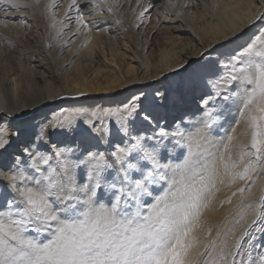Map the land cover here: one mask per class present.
<instances>
[{
  "label": "bare ground",
  "instance_id": "6f19581e",
  "mask_svg": "<svg viewBox=\"0 0 264 264\" xmlns=\"http://www.w3.org/2000/svg\"><path fill=\"white\" fill-rule=\"evenodd\" d=\"M206 1L202 4L204 14L196 19L187 16L188 13L178 5L159 19L150 18L148 13L141 19H137L139 14L132 18L134 27L146 26L147 21L152 20L156 22L148 27L151 33L156 29L162 32L174 30V36L168 37L165 44L169 47L159 52L154 63L129 65L124 75H120L114 53L106 60L98 59L93 49L90 50V39L98 31L117 32L108 26L106 17L92 1L77 0L78 4L90 9L88 14L86 7H82L80 13L89 22L88 27L77 31L73 11L71 30L66 27L59 36L56 32L60 21L64 20L69 0L63 3L67 5L62 6L55 19L56 27L50 26L53 12L42 11L41 17L45 19L52 40V51H49L42 39L32 42L29 47L23 44L26 27L36 28L39 22L24 7L15 9L8 17L4 10L12 7L0 0L2 32L14 33V43L24 45L26 53L23 58L0 65V142L8 141L6 147L0 149V211H7L14 197L19 201L18 195L8 186L7 176L13 174L17 158L27 156L26 148L33 155L42 153L51 157L49 165H40L44 174L53 171L72 192H76V196L79 194L77 201L58 202L57 207L63 209L71 203L78 212L84 210L83 202L88 199L86 186L95 163L90 159L91 154L103 155L104 160L112 164L115 160L112 153L117 148H131L139 140L144 150L139 155L152 153L161 165H182L189 157L212 160L222 155H231L233 159L239 156L240 146L250 139L246 117L241 114L249 86L231 78L233 58L264 31V0ZM204 17L208 18L206 23H203ZM185 37L187 41H183ZM14 43L9 44L14 46ZM257 47L264 49V45ZM218 53L221 55L216 56ZM85 61H88L85 68L92 70L93 77L103 75L102 67H105L114 73L113 81L105 83L104 88L90 86L80 67ZM57 151L61 152L59 159ZM136 155L130 153V157ZM137 159H130V162L137 168L148 164L143 171L151 170L150 161L137 163ZM242 167L243 164L237 171ZM32 174L31 169L25 171L26 176ZM257 174L249 172L252 179ZM124 175L119 164L104 168L100 174L101 187L96 189L93 200L107 205L111 197L110 186L116 183L119 188ZM130 175L132 179L140 178L136 170ZM220 176L224 183L217 182L208 207L203 210L201 226L195 232L198 239L190 253L193 264L200 259L197 253L202 250L203 243L212 239L215 228L232 213L234 203L240 198L241 192L237 189L246 186L245 181L230 182L222 169ZM35 183L31 180L29 186L34 187ZM91 183H96V177H92ZM166 187L164 181L148 185L151 195L141 196L142 207L145 199L148 205L151 204ZM262 190L264 175L256 187V201ZM130 205L124 206L125 211L135 209V201ZM251 219L249 214L234 231L233 239ZM208 229L211 232L206 235ZM45 234L47 232H37L31 226L23 233L37 242Z\"/></svg>",
  "mask_w": 264,
  "mask_h": 264
},
{
  "label": "snow or ice",
  "instance_id": "6c2138e0",
  "mask_svg": "<svg viewBox=\"0 0 264 264\" xmlns=\"http://www.w3.org/2000/svg\"><path fill=\"white\" fill-rule=\"evenodd\" d=\"M4 2L14 10L20 7L13 0ZM113 2L92 0L93 5H102L109 12L113 10ZM137 2L139 4V0ZM35 3L39 4V0ZM86 6L78 4L77 0H69L56 35L63 33L66 27L71 30L73 11L77 31L87 28L89 22L80 15L82 7ZM154 6L149 2L137 19ZM169 6L176 7L172 0H169ZM56 7L57 0H48L44 12L52 13ZM50 26L56 27L54 17ZM258 45H264V31L233 58L231 78L249 86L242 101L241 114L246 117L250 139L240 146L237 158L233 159L231 155L212 160L189 157L182 165H161L152 153L139 155L144 151L139 140L131 148H117L112 153L115 158L112 164H108L103 155L91 154L90 159L95 163L86 186L88 199L83 202L84 210L78 212L71 203L63 209L57 207L58 202H70L75 196L53 171L44 174L41 170L40 165H49L51 157L42 153L33 155L26 148L27 156L18 157L13 174L7 176L8 186L18 195L19 201L14 197L7 206L8 210L0 211V264H193L190 253L198 239L195 232L201 226L203 210L208 207L217 182L224 183L220 170L230 182H246V187L237 189L243 194L251 192V183L254 182L249 172L264 168V49H259ZM231 139L229 137V141ZM7 143V140L0 142V149H4ZM130 153L137 155L130 157ZM60 156L61 152L57 151V159ZM130 159H137V163L150 161L152 168L144 172L148 164L137 168ZM115 164L120 165L124 179L119 181V188L116 183L110 186L111 197L107 205L97 204L93 197L96 189L101 187V171ZM241 164L242 169L237 171ZM28 169L32 170L31 177L25 175ZM133 170L139 173V179L131 178ZM93 176L96 177L95 184L91 183ZM31 180L36 182L34 187L29 186ZM158 181H164L167 187L147 208H143L141 196L151 195L148 185ZM53 197L55 199H50ZM132 201H135V209L125 211L124 206H131ZM249 214L252 219L230 245L229 237ZM29 226L37 232L51 230V239L37 242L26 238L23 233ZM254 226H260L264 232V190L257 201L243 205L231 225L226 224L213 239L203 243L202 250L197 253L200 258L197 264H264V253L254 259L244 248L245 238L251 236ZM210 232L208 229L206 235Z\"/></svg>",
  "mask_w": 264,
  "mask_h": 264
},
{
  "label": "rangeland",
  "instance_id": "374dc122",
  "mask_svg": "<svg viewBox=\"0 0 264 264\" xmlns=\"http://www.w3.org/2000/svg\"><path fill=\"white\" fill-rule=\"evenodd\" d=\"M2 1L4 2V0ZM47 1L48 0H39V4H36L35 0H13V2L20 5V7H24L29 13H31L35 17L37 22H39L38 27L36 28L26 27L25 32L27 36H24V39L26 37V40L23 41V44L29 47L32 46V42L42 39V41L44 42V46H46L47 50L52 51V40L50 41L51 38L49 37V32L45 23V19L41 17L44 12L43 6H45ZM65 1L68 2V0H57L58 7L55 8L52 14L55 19H58L62 6L65 8V6L67 5V3L66 5H63ZM149 2L155 5L153 8L150 9L148 13L150 18L159 19L165 16L167 12L174 10L173 7L169 6V0H139V4L137 0H114L113 10L111 12H109L107 8L103 7L102 5H95L100 9L102 16L104 15L103 17H106L108 26L114 28V30L117 32H114L113 34L112 32L106 33L105 31H98V34L90 39V50L93 49L92 52H94V55L98 59L104 58L108 60L110 59V56L114 53V62L120 68V75H124L125 70L129 65L137 66L138 64H143V62L154 63L157 60L158 55H160L159 52L165 51L166 48L169 47L165 44L169 39L168 37L174 36V33L172 32L174 30H170L169 32H162L159 29H156L153 30L154 33H151V29H148V27L151 24H155L156 21L149 20L147 21L146 26L140 25L134 27L132 25V18H135L136 15H138L145 7H147ZM172 3H174L176 7L180 6L181 9L183 7L182 10L183 12L185 11L186 14L188 13L187 16H191L196 19L198 16L204 14V8L202 4H206L207 1L172 0ZM15 11L16 10H14L13 8H8L4 10V13L9 17L10 15L14 14ZM88 11H90V9L86 7L85 12L89 14ZM118 20L120 21V23H117ZM207 21L208 18L204 17L203 23H206ZM1 28L2 25H0V65L5 66L9 64V62L18 59L19 57L23 58L22 55L25 56L26 53L23 51L25 48L24 45H16L14 43L16 41L14 40V38H16V36H14L15 34L7 32L3 33ZM183 39V41L188 40L186 37ZM12 42L15 44L14 46H11L9 44H13ZM141 49L143 50L142 54ZM219 54L220 53H218L216 56H218ZM53 56L52 60L55 61L56 59ZM85 65H88V61H85L80 66L83 70L82 76L87 81H89L90 86L94 88L97 86L104 88L105 83L113 81L114 73L111 72L109 68L101 66L102 69H104V73H102L103 75L93 77L92 70L89 68H85ZM263 175L264 168L259 170L256 177H253L254 182L251 183V192L245 191L243 194L240 193V198L238 197L239 199L236 200L237 202L234 203L235 206L232 210V213H230L228 215V218L226 220H223V222L215 228V232L212 236V239L215 237L217 231H222L224 229L226 224L231 225L234 222V217H236L237 213L241 211L243 205L256 201V187L259 185V182L262 179ZM252 187H254V189ZM72 193L73 195L75 194L74 201H77V197L79 196V194L78 196H76L77 194L75 191H73ZM145 201L147 202L146 199ZM145 201L142 202L144 204L143 208L148 207V203H145ZM235 235L236 233H233L232 236L229 237L230 245L231 242L234 240L233 238L235 237ZM44 236L45 237L38 240V242H47L48 239H51V231H48L47 234H45ZM244 248L246 252L250 251L251 256L254 259L258 258L261 253H264V232L260 230V226H255L252 229L251 236L245 238Z\"/></svg>",
  "mask_w": 264,
  "mask_h": 264
}]
</instances>
